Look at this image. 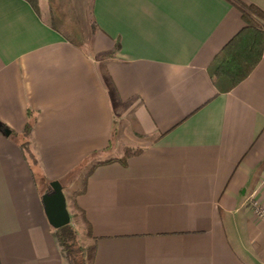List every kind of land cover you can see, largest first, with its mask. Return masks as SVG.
Returning <instances> with one entry per match:
<instances>
[{"label":"crops","instance_id":"obj_1","mask_svg":"<svg viewBox=\"0 0 264 264\" xmlns=\"http://www.w3.org/2000/svg\"><path fill=\"white\" fill-rule=\"evenodd\" d=\"M45 6L0 0V126L11 130H0V264H67L39 179L61 180L90 158L118 159L85 179L88 167L72 189L83 190L89 230L75 211L72 220L93 247L88 264H264L252 205H264V52L231 90L211 75L243 27L239 7L91 0L97 31L77 46ZM28 110L34 166L20 147ZM126 147L140 152L124 162Z\"/></svg>","mask_w":264,"mask_h":264},{"label":"trees","instance_id":"obj_2","mask_svg":"<svg viewBox=\"0 0 264 264\" xmlns=\"http://www.w3.org/2000/svg\"><path fill=\"white\" fill-rule=\"evenodd\" d=\"M39 13L40 0H26ZM235 3L240 11L243 21L242 29L233 36L216 54L213 60L211 75L219 91H228L233 89L254 70L261 60L264 52V10L255 4L246 3L243 0H230ZM51 11V27L59 32L71 43L83 45L78 38L75 26L73 25V16L70 14L71 0H47ZM96 26V23L94 21ZM120 50V42H117L114 49L109 52L113 55ZM36 122V115L28 110V119L24 129L21 132L22 142L21 150L27 160L34 166L38 163L37 157L31 146V136ZM140 149L127 147L121 161H124L137 153ZM118 158H109L92 163L85 173V179L89 177L94 168L102 163H109ZM83 190H76L73 193L72 207L77 216H80L82 222L89 230L90 224L86 219L84 212L77 203V196ZM56 238L61 248V253L67 264H88L87 258L93 251L92 246H83L79 241V234L72 222L55 228ZM88 254L89 257H88Z\"/></svg>","mask_w":264,"mask_h":264},{"label":"rangeland","instance_id":"obj_3","mask_svg":"<svg viewBox=\"0 0 264 264\" xmlns=\"http://www.w3.org/2000/svg\"><path fill=\"white\" fill-rule=\"evenodd\" d=\"M41 2L45 4V8H47V15L49 17V22L51 25V11L50 7L47 3V0H40V8H41ZM43 7V6H42ZM71 7L72 10L70 14L73 16V25L76 28L79 41L82 44H86L87 46H90L93 36L97 31V26L94 24V20L91 16V0H71ZM45 10V9H44ZM40 11V10H39ZM12 137H20V135L13 133ZM127 148V147H126ZM125 148V149H126ZM130 148V147H129ZM103 151H98V153L93 154L94 156L97 154H100ZM125 153V150H124ZM101 155V154H100ZM96 162V161H94ZM87 163V160L83 163V165L77 166L72 172L69 173L65 178L58 180H49V179H39V184L42 188V190H45L48 186L51 187V183L53 181H60L64 186H66V189L64 190V194L67 199V206L68 210L71 213V221L75 224L76 229L79 234V241L82 245H85L87 237L85 233L84 225L81 223V221L72 220V215L74 214V209H72L70 199L72 197V189L80 188L82 184V177L84 174V171L89 167L85 166ZM89 163H93L92 158H90ZM90 254H88L89 257ZM87 261H89V258H87ZM88 263V262H87Z\"/></svg>","mask_w":264,"mask_h":264},{"label":"water","instance_id":"obj_4","mask_svg":"<svg viewBox=\"0 0 264 264\" xmlns=\"http://www.w3.org/2000/svg\"><path fill=\"white\" fill-rule=\"evenodd\" d=\"M0 130L9 135L11 130L6 126H0ZM45 213L53 228H60L71 222V215L67 206V199L60 181L51 183V190L42 197Z\"/></svg>","mask_w":264,"mask_h":264},{"label":"built area","instance_id":"obj_5","mask_svg":"<svg viewBox=\"0 0 264 264\" xmlns=\"http://www.w3.org/2000/svg\"><path fill=\"white\" fill-rule=\"evenodd\" d=\"M261 186L264 188V176L261 179ZM252 205L255 214L264 221V205L257 199L252 198Z\"/></svg>","mask_w":264,"mask_h":264}]
</instances>
